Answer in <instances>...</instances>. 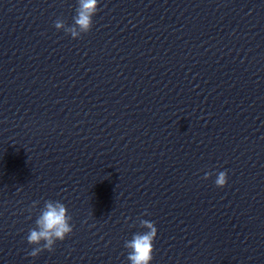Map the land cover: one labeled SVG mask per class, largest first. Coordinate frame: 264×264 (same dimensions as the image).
I'll list each match as a JSON object with an SVG mask.
<instances>
[{
  "label": "clouds",
  "instance_id": "obj_1",
  "mask_svg": "<svg viewBox=\"0 0 264 264\" xmlns=\"http://www.w3.org/2000/svg\"><path fill=\"white\" fill-rule=\"evenodd\" d=\"M77 4L72 25H66L59 19L55 22L57 30H63L73 39L80 38L82 34L92 30L93 17L99 10V0H77ZM211 175L210 172L205 173L204 179H208ZM227 182V171L217 173L215 179L217 187L223 188ZM36 203L38 202H34L33 207ZM71 219L64 203L58 200L45 201L35 221L36 226L30 229L27 236L28 244L35 246L28 255L36 257L45 250L52 252L57 241H63L73 232ZM139 223L146 231L135 233L130 240L125 241L124 247L128 250L127 260L129 264H151L158 230L152 221L141 219Z\"/></svg>",
  "mask_w": 264,
  "mask_h": 264
}]
</instances>
